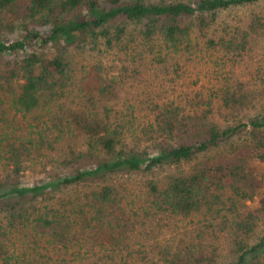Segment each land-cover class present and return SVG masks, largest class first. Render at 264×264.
Here are the masks:
<instances>
[{
	"label": "trees",
	"instance_id": "trees-1",
	"mask_svg": "<svg viewBox=\"0 0 264 264\" xmlns=\"http://www.w3.org/2000/svg\"><path fill=\"white\" fill-rule=\"evenodd\" d=\"M256 163L264 0H0V264H264Z\"/></svg>",
	"mask_w": 264,
	"mask_h": 264
},
{
	"label": "rangeland",
	"instance_id": "rangeland-1",
	"mask_svg": "<svg viewBox=\"0 0 264 264\" xmlns=\"http://www.w3.org/2000/svg\"><path fill=\"white\" fill-rule=\"evenodd\" d=\"M256 165L261 171L264 172V165L260 163L253 164ZM258 168H256L259 172H261ZM260 200L258 198L254 199L253 201H250L242 208V211L247 212V210H253L256 207H258Z\"/></svg>",
	"mask_w": 264,
	"mask_h": 264
}]
</instances>
